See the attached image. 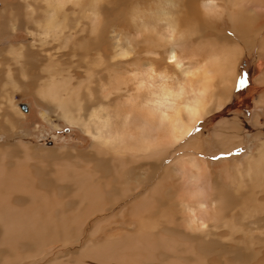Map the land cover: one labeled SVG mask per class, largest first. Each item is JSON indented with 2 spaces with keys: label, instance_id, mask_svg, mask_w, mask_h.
<instances>
[{
  "label": "bare ground",
  "instance_id": "obj_1",
  "mask_svg": "<svg viewBox=\"0 0 264 264\" xmlns=\"http://www.w3.org/2000/svg\"><path fill=\"white\" fill-rule=\"evenodd\" d=\"M1 1L0 45L20 31L31 40L0 48V264H250L221 232L264 240L254 186H264V141L226 183L230 165L211 171L203 131L193 134L230 102L238 62L264 30V0H132L139 41L130 35L124 46L106 28L130 0ZM109 44L113 56L102 52ZM256 50L264 54V35ZM257 83L264 88V71ZM22 95L40 102L50 126L56 115L88 137V151L29 142ZM237 119L217 123L223 154L244 145ZM118 223L126 229L104 232Z\"/></svg>",
  "mask_w": 264,
  "mask_h": 264
},
{
  "label": "rangeland",
  "instance_id": "obj_2",
  "mask_svg": "<svg viewBox=\"0 0 264 264\" xmlns=\"http://www.w3.org/2000/svg\"><path fill=\"white\" fill-rule=\"evenodd\" d=\"M8 2H13V0H8ZM130 2V3H129ZM128 3V4H127ZM124 4L123 7H121L119 10L113 12V17L111 18V24L107 29V32L110 33L109 36L112 38L116 34V40L118 43H120V46L125 45V38H129L130 36L134 41H139L135 34V30L133 28V25L131 23V11L132 8L135 6L136 2H133L132 0L128 1ZM140 9L144 8L145 5L140 3ZM4 6L3 1L0 0V9ZM131 6V8H130ZM129 7V8H128ZM128 9V10H127ZM127 10V11H126ZM117 13V14H116ZM124 13V14H123ZM115 14V16H114ZM121 15L123 19H121ZM128 15V16H127ZM70 18H75V15H69ZM116 18V20L114 19ZM120 18V19H118ZM118 19V20H117ZM129 20V21H128ZM219 26H216L219 30L223 32L229 31V26L227 22L224 20H219L217 22ZM84 26H88L87 24H84ZM75 26L72 30L80 31L81 28H84L82 25L81 27ZM111 27V28H110ZM80 29V30H79ZM111 29V30H110ZM115 29V33L113 31ZM71 30V31H72ZM109 30L111 32H109ZM22 32V33H21ZM75 34V31L70 32ZM80 37L84 38L86 37V33H80ZM114 34V35H113ZM210 34V33H209ZM261 34V33H260ZM24 35V36H23ZM26 35V37H25ZM79 36V34H76ZM113 35V36H112ZM264 35V30L262 32L261 37ZM19 36V37H18ZM25 37V38H24ZM73 37V35H72ZM260 36L254 37L252 39V48L248 50L247 54L242 55L240 58L238 65H237V84L235 86V89L232 94V98L230 102L225 106V108L220 112L219 114L214 115L212 118L207 119L200 125L194 132L193 135H195L199 131H203L202 135V143L204 146V154L201 157L202 160L205 161V163H208L210 166V170L214 173L217 172V168L221 167L223 163H226L230 167H226L227 174L226 176H223V181L227 183L228 177H232L231 175H237V171L235 168L243 169V166H246V163L244 162L246 157H248L250 154L257 153V149L260 147V141H264V109L256 107V98L259 95V91L264 89L261 85L257 83V79L260 76V74L264 71V54H260L257 49V44L261 38ZM18 38V40H17ZM129 38V39H131ZM26 39V40H25ZM122 39V40H121ZM31 40L30 36H27L26 33L23 31H20L16 35V39H11L9 41H4L0 48L6 47L9 45V43L12 44H19L20 42H28ZM131 40V41H132ZM7 42V43H6ZM112 44V41H110ZM109 42V43H110ZM115 42V41H114ZM113 42V43H114ZM124 42V43H123ZM197 41L193 42V47L198 44ZM6 43V44H5ZM123 43V44H122ZM195 44V45H194ZM111 48V45L104 47L102 49V52L105 50V52L113 56V48ZM199 47V46H198ZM197 47V48H198ZM195 48V47H194ZM107 49H109L107 51ZM111 50V51H110ZM67 52V50L65 51ZM91 55L93 57V53L91 52ZM95 57V55H94ZM75 57L72 58V61H76ZM125 59V58H123ZM128 59H131V57H128ZM118 61H115L116 63ZM77 65V67H76ZM113 68V67H112ZM77 69V70H76ZM82 68L78 67V64L74 63L73 67V74H77L78 77H81ZM76 70V71H75ZM83 70V69H82ZM118 70V68H117ZM75 71V73H74ZM79 71V72H78ZM100 77L106 76V71L103 66L99 67L98 70ZM104 73V74H103ZM125 73V72H124ZM243 75L244 79L246 80V86L241 88L238 86V80ZM15 100L17 101L18 107L26 114V120L23 121L21 124L24 129L30 132V134L27 135V140L29 142H34L37 145L46 147V148H58V147H68V148H75L77 150L78 154L85 153L88 151V148L90 147V139L86 136H84L78 129L75 127H71L67 125L64 121L60 120L56 115H51V121L55 124L57 128H54L50 126V124L43 120L41 118V113H43V107L41 106L40 102L35 98L31 96H20L15 97ZM256 113L260 114L259 123L256 125L254 123V116ZM239 114V115H238ZM239 116V117H238ZM233 118H238V121L240 122V138L243 139L244 145L242 147L233 149L229 153H221L218 149L216 141H214V131L217 128V123L220 120L226 119L228 121H232ZM240 119V120H239ZM208 125V126H207ZM202 126V127H201ZM205 126V127H204ZM205 128V129H204ZM203 129V130H202ZM205 132V133H204ZM242 136V137H241ZM194 156H198V153L193 154ZM216 157V158H213ZM234 161V163H233ZM169 163V160H165V163L163 166L167 165ZM231 163L233 165H231ZM239 163V164H238ZM244 163V165H243ZM240 165V166H239ZM243 165V166H241ZM235 168H234V167ZM241 167V168H240ZM164 167H162L163 169ZM232 169V170H231ZM252 170H256L255 174L256 176H261V171L257 170V165L251 167ZM231 170V171H230ZM230 172V173H229ZM234 173V174H233ZM225 178V179H224ZM260 182V181H259ZM259 182H256L254 186H256L257 189L260 186L259 193V200L261 203H264V187L261 186ZM259 183V184H257ZM259 185V186H258ZM148 188V186H146ZM256 190V189H255ZM261 216V215H260ZM259 215L257 217H260ZM263 216V215H262ZM108 214L101 215L93 217L94 219H103L107 218ZM153 216L146 214L144 218H152ZM92 218V219H93ZM114 218H120L119 216H115ZM93 222L90 223V225ZM112 229H117L119 231H123L126 229V227L123 224H115L111 226H107L104 229V232H108ZM243 231H239L234 236L230 237V232L227 229H224L223 232H221L223 237V245L228 247H238L241 246L245 249V252L248 254H252V260L250 264H264V240L263 236L261 235L262 232H256L257 236L252 235L250 238L246 234L242 233ZM219 234V233H218ZM219 234V235H221ZM242 234V235H241ZM243 236V237H242ZM244 237H247V240H244ZM102 235H97V239H101ZM243 238V239H242ZM260 243L257 241L260 240ZM86 235H84V239L82 240L81 244L85 241ZM101 241V240H100ZM249 241V242H248ZM253 241V242H252ZM254 243V244H253ZM259 245H258V244ZM76 247V248H75ZM78 246H70L68 250H75ZM263 248V249H262ZM254 252H257L256 254ZM260 252V254H258ZM257 258V260H256ZM253 261V262H252ZM209 263L211 264H230L228 259L220 261L218 257L216 256L211 257L209 259ZM153 264H161L159 262H154Z\"/></svg>",
  "mask_w": 264,
  "mask_h": 264
},
{
  "label": "snow or ice",
  "instance_id": "obj_3",
  "mask_svg": "<svg viewBox=\"0 0 264 264\" xmlns=\"http://www.w3.org/2000/svg\"><path fill=\"white\" fill-rule=\"evenodd\" d=\"M246 80L244 79L243 75H241V77L239 78L238 80V86L243 88L246 86ZM213 158H216V157H213Z\"/></svg>",
  "mask_w": 264,
  "mask_h": 264
}]
</instances>
